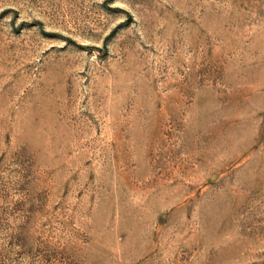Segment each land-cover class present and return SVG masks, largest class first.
<instances>
[{
  "label": "rangeland",
  "instance_id": "1",
  "mask_svg": "<svg viewBox=\"0 0 264 264\" xmlns=\"http://www.w3.org/2000/svg\"><path fill=\"white\" fill-rule=\"evenodd\" d=\"M0 264H264V0H0Z\"/></svg>",
  "mask_w": 264,
  "mask_h": 264
}]
</instances>
